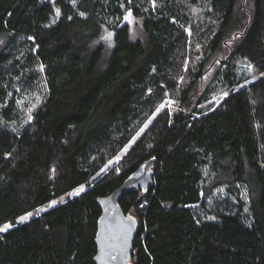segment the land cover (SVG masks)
<instances>
[{"label":"trees","instance_id":"trees-1","mask_svg":"<svg viewBox=\"0 0 264 264\" xmlns=\"http://www.w3.org/2000/svg\"><path fill=\"white\" fill-rule=\"evenodd\" d=\"M127 10L143 19L145 41L131 39ZM3 38L0 226L12 227L0 232V264H97L100 199L150 158L151 183L118 198L137 222L132 264H264V0H0ZM225 45L216 75L228 95L189 112L162 109L136 136L168 93L191 104ZM236 60L255 79L238 85ZM32 88L42 98L23 123L17 97ZM206 168L236 199L213 220L197 209L210 192ZM236 183L247 188V213Z\"/></svg>","mask_w":264,"mask_h":264},{"label":"rangeland","instance_id":"rangeland-1","mask_svg":"<svg viewBox=\"0 0 264 264\" xmlns=\"http://www.w3.org/2000/svg\"><path fill=\"white\" fill-rule=\"evenodd\" d=\"M193 10H194L193 15L195 17L198 15L200 16L201 13L198 8L193 9ZM128 11L129 10L125 12L124 17ZM124 17H123V22L127 23L129 26V32H130L131 39L132 40L141 39L145 41L146 34L142 28L143 19L141 17H134L132 14L133 22L129 23L128 21L124 19ZM187 30L188 32L191 33V30H189V28H187ZM5 42H6L5 38L1 39L0 47H2L5 44ZM230 49H231V46L229 47L225 45L224 48H222L219 52H217L212 57H210V59L207 61L200 79L196 82L194 89L191 92L190 101H189V103L191 104L181 105L182 103V99L180 97L181 94H179L178 92L168 93L163 99V101L156 107L154 111L155 115L157 114L156 112L157 108H160L162 104L165 106L161 108V110L165 109V110H168L169 112H173V111H178L179 109H183L184 111L189 112L194 105H198V108H207L210 105L218 103L219 100L223 97V93L226 92V87L221 81H219V77L218 75H216L217 74L216 72L220 70L221 67L224 66L222 65L220 60L228 54ZM193 52L194 51H191L192 54ZM196 55H194V58H196ZM196 59L197 60L200 59V54L197 55ZM184 64H185L184 65L185 74L179 79V83L181 82L183 84L187 83L188 82L187 80L190 78L188 77L189 68H190V62L188 61V58L185 60ZM235 64H236V75H237L236 77L239 80L238 85L246 84L250 80L254 79V77L256 76V72L254 71L251 64H248L244 60L243 61L236 60ZM191 65H193V62H191ZM40 70H41V67L38 68V71L41 73ZM40 86H42V84ZM16 89L20 90L21 88L19 85H17ZM41 98H42V92L34 88H32L30 91L22 92L21 95H18L16 102H17L18 109L21 112V116H22L21 120L23 121V123L29 120V116L32 114L34 109L39 105ZM154 113L142 125V127L140 128L136 136L142 132L141 129L144 130L148 126L149 122L155 116ZM18 126L19 125L15 126V128ZM126 149H127V146L122 151H120L115 157H113L110 160L111 163H109L108 165L120 164L122 155L125 153ZM220 177L221 176H218L216 174L214 175L213 173H211L208 168L204 169V180L202 182L205 183L206 186H208V189L210 190V192H209L208 198H206V202L204 206L197 208L200 217L204 220L205 219L206 220L216 219L213 211L218 210L219 208L224 209L227 205L235 209L234 206L236 204V199L233 193L228 188L230 183L225 181L226 180L225 178L222 179ZM236 184L240 191V197L242 198L244 202V213L245 212L247 213L249 209V198H248L247 188L243 186L241 183H236ZM82 185L84 186V184ZM80 186L81 185H79L78 187L74 188L68 193L58 198H55L53 200L57 201L58 203V202L63 201L67 197L77 194L76 190L79 189ZM84 189H85V186H84ZM51 201L39 206L37 209H35V211L33 212L31 211L28 213H32V215H34L40 211L46 210L47 208L50 207L49 205ZM26 214L22 216H25ZM19 218L17 219V221L21 222ZM5 224H9V223H5ZM3 225H1L0 227H3ZM128 264H132L131 259L129 260Z\"/></svg>","mask_w":264,"mask_h":264},{"label":"water","instance_id":"water-1","mask_svg":"<svg viewBox=\"0 0 264 264\" xmlns=\"http://www.w3.org/2000/svg\"><path fill=\"white\" fill-rule=\"evenodd\" d=\"M155 162V158L145 160L117 188L100 199L103 211L96 233L97 264H128L131 259L137 222L131 215L123 214L118 198L124 190L149 185L152 180L151 167ZM128 217L133 219L129 220ZM121 248L125 251L121 252ZM113 256L116 259H112Z\"/></svg>","mask_w":264,"mask_h":264},{"label":"snow or ice","instance_id":"snow-or-ice-1","mask_svg":"<svg viewBox=\"0 0 264 264\" xmlns=\"http://www.w3.org/2000/svg\"><path fill=\"white\" fill-rule=\"evenodd\" d=\"M80 15H84V13H80ZM69 19H71V17H69ZM124 19L126 20V21H128L129 23H132L133 22V17H132V12H131V10H129L128 12H127V14L125 15V17H124ZM111 33H108L107 34V36L106 37H104L105 39H110L111 38ZM41 67H43V66H41ZM262 75H264V73H262ZM254 79H255V77H254ZM228 95V93L227 92H225V93H223V96H227ZM174 103V102H173ZM165 105H161L160 106V108H157V110H156V112L158 113L160 110H161V108H163ZM154 115H155V113H154ZM32 119V117H31V115L29 116V120H31ZM141 131H143V129H141ZM10 155V154H9ZM109 163H111V161L109 162ZM54 171V170H53ZM101 171H103V169L101 170ZM82 191H84V186L83 185H81L80 187H79V189H77L76 190V193L77 194H79V192H82ZM57 203V201H55V200H53V201H51V203H50V207L52 206V205H55ZM32 215V213H27L25 216H21L19 219H20V221H25V220H27L30 216ZM127 219H129V220H132L133 218L132 217H128ZM12 227V225L9 223V224H5V225H3V227H0V232H2V231H7L9 228H11ZM125 250L123 249V248H121V252H124ZM126 254V253H125ZM112 259H116V257L115 256H113L112 257Z\"/></svg>","mask_w":264,"mask_h":264}]
</instances>
